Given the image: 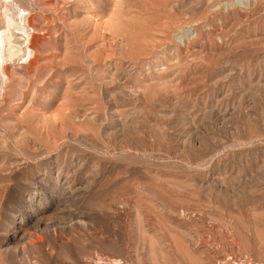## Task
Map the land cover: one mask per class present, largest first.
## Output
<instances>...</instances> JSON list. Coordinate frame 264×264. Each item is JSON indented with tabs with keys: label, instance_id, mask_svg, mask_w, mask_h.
<instances>
[{
	"label": "rangeland",
	"instance_id": "374dc122",
	"mask_svg": "<svg viewBox=\"0 0 264 264\" xmlns=\"http://www.w3.org/2000/svg\"><path fill=\"white\" fill-rule=\"evenodd\" d=\"M4 8L0 264H264V0Z\"/></svg>",
	"mask_w": 264,
	"mask_h": 264
},
{
	"label": "bare ground",
	"instance_id": "6f19581e",
	"mask_svg": "<svg viewBox=\"0 0 264 264\" xmlns=\"http://www.w3.org/2000/svg\"><path fill=\"white\" fill-rule=\"evenodd\" d=\"M4 10L6 11L5 12L3 11L4 13L1 14V16H4L5 19V20L3 19L5 24L4 27L5 30L0 32L1 71L5 70L9 62L13 63L15 60L17 61L22 58L24 59L27 56L29 57V59L27 57L29 62L33 55L32 52L33 50L29 45L33 40L32 38L33 36L27 29V26L24 24V22L27 20L26 19L27 16L22 15L21 18L19 17L21 14H24L26 11L20 8L19 12L17 11L18 13L14 15L15 13H13V10L11 12L10 8L9 9L4 8ZM26 43L27 45H25ZM26 47L30 50L28 53H26V51L24 50V48Z\"/></svg>",
	"mask_w": 264,
	"mask_h": 264
}]
</instances>
